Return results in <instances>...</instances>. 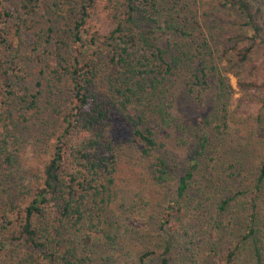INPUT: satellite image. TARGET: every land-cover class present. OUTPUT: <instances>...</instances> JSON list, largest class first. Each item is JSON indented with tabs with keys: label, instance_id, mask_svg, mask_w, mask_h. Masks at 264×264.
I'll return each mask as SVG.
<instances>
[{
	"label": "rangeland",
	"instance_id": "374dc122",
	"mask_svg": "<svg viewBox=\"0 0 264 264\" xmlns=\"http://www.w3.org/2000/svg\"><path fill=\"white\" fill-rule=\"evenodd\" d=\"M83 1L0 0V145H8L14 161L6 166L0 156V221L5 203L11 198L22 202L25 183L31 185L35 174H40L49 161L43 143L38 142V138L47 137L41 134L40 122H28L38 116L31 118L24 98L30 101L37 96L38 104L45 105L44 62H50L56 55L69 54L67 23L76 20L75 11ZM95 1L98 14L93 17L92 29L97 34L110 35L128 16L130 0ZM154 1L155 14L149 16L144 12L139 20L150 26L155 24L148 18L156 20L163 29L173 32L150 34L153 43L182 48L191 57L190 71L200 59L205 63L207 82L191 86V74H187L189 77L186 75L173 89L177 97L169 109L178 121L189 124L204 121L200 133L206 134L209 141L185 198L189 207L198 206L202 200L203 211H196L186 221L194 218L189 231L193 238L192 252L197 254L199 264H219L222 255L210 250L221 244L217 238L228 236L223 246L228 251L229 237L237 240L242 233L245 209L241 205L254 189L264 157V49L252 53L248 69L244 68L239 80L230 69L231 51L225 42L226 36L246 31L235 9L224 5L223 0ZM253 1L263 8L264 15V0ZM134 4L152 13L142 0H135ZM51 24L67 31L66 37L62 31L58 32L53 44L47 42L45 34ZM118 42L121 40L113 45ZM139 45L142 54L144 48ZM154 68L151 64L150 69ZM108 73L112 70L108 69ZM241 81H253L255 86L242 87ZM154 121L157 123V118ZM109 131L118 139L114 144L118 166L113 197L99 218H90L84 225L82 235L90 240L80 248L87 252L89 264H138L130 258L131 254L138 258L152 252L151 257H157L163 250L167 238V228L162 225L165 210L170 200L177 199L179 179L189 168L194 143L181 147L176 141L177 132L159 126L155 128L157 146L150 155H145L144 143L131 129L115 123ZM159 156L167 160L173 176L162 184L153 176V164ZM227 197L234 201L223 212L221 201ZM2 225L0 222V237ZM219 225L223 228L215 240L213 232ZM12 231L9 227L6 235ZM109 234L115 236L113 241L109 240ZM15 247L16 243L0 251V264H19L17 252H13ZM17 250L19 254V245ZM237 261L255 264L252 242L241 248Z\"/></svg>",
	"mask_w": 264,
	"mask_h": 264
},
{
	"label": "trees",
	"instance_id": "16d2710c",
	"mask_svg": "<svg viewBox=\"0 0 264 264\" xmlns=\"http://www.w3.org/2000/svg\"><path fill=\"white\" fill-rule=\"evenodd\" d=\"M134 1L129 2L128 16L110 35H104L92 29L93 17L98 14L96 1L84 0L75 11L76 20L67 23L70 25L69 54L56 55L50 62H44L45 105L38 104L37 96L30 101L24 98L31 118L38 116L28 122H40L41 134L47 137L38 138V142L43 143L49 161L40 174H35L31 185L25 183L21 192L25 196L23 201L18 203L11 198L2 208L0 222L4 231L0 251L16 243L13 252H17L19 264L90 263L87 252L80 248L90 240L82 235V230L88 219L99 218L104 207L111 204L118 166L114 144L118 139L109 130L115 123L126 126L140 138L145 145V155H150L157 146L155 128L159 126L177 132L176 141L181 147L193 141L189 168L179 179L177 199L168 202L163 217L167 238L162 252L157 257H151V252L138 258L131 254L130 258L138 264H199L197 254L192 252L193 238L189 231L194 218L186 219L203 209V201H199V207L193 204L189 207L185 198L209 139L200 133L204 121L192 124L178 121L169 106L177 97L173 89L187 74H191V86L207 82L205 63L200 59L197 67L190 71L191 57L182 48L153 43L150 34L173 30L166 31L158 21L148 17L155 24L153 28L142 23L138 17L144 12L149 16L155 14V1L142 0L152 13L139 8ZM223 2L239 13L246 28L245 33L240 31L225 39L231 51L230 69L241 80L252 53L264 49L263 8L253 0ZM60 31L66 37L64 27L49 25L45 29L47 42L53 44ZM116 40L121 42L113 45ZM139 44L144 48L142 54H139ZM151 64L155 65L154 69H150ZM108 69L112 73L109 74ZM240 86L254 88L255 85L253 81H241ZM156 118L158 121L154 123ZM0 156L6 166L13 164V154L7 144L0 145ZM153 167L154 180L158 183L173 178L172 169L163 156L156 158ZM243 200V231L237 240L229 237L228 251L223 250L228 236L220 240L215 236L223 227L219 225L214 229L213 238L221 244H216L210 252L222 255L219 264H239L240 250L248 242L254 245L255 264H264V157L254 189ZM233 201L230 197L224 198L221 211L226 212ZM9 227L13 231L7 236ZM108 238L113 241L115 236L109 234Z\"/></svg>",
	"mask_w": 264,
	"mask_h": 264
}]
</instances>
